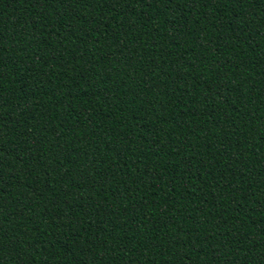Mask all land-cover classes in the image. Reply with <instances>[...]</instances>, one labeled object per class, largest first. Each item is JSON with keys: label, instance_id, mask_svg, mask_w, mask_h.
Returning a JSON list of instances; mask_svg holds the SVG:
<instances>
[{"label": "trees", "instance_id": "16d2710c", "mask_svg": "<svg viewBox=\"0 0 264 264\" xmlns=\"http://www.w3.org/2000/svg\"><path fill=\"white\" fill-rule=\"evenodd\" d=\"M0 264H264V0H0Z\"/></svg>", "mask_w": 264, "mask_h": 264}]
</instances>
